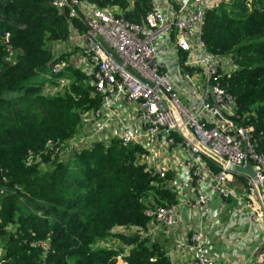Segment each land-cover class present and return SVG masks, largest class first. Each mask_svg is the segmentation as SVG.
<instances>
[{
    "label": "built area",
    "instance_id": "2783aa9c",
    "mask_svg": "<svg viewBox=\"0 0 264 264\" xmlns=\"http://www.w3.org/2000/svg\"><path fill=\"white\" fill-rule=\"evenodd\" d=\"M134 1L128 0L127 11ZM229 2L150 0L138 22L126 20L116 6L50 2L67 33L63 38L54 27L47 34L43 49L48 59L40 76L56 84L73 72L88 77L98 106L81 113L74 137L48 141L44 152L28 155L26 164L40 167L43 153L50 163L66 164L80 151L114 141L139 147L137 164L161 179L175 199L147 207L149 225L136 229L151 241L160 237L169 242L164 252L169 264H236L212 252L208 238L217 217L234 202L250 222L264 218V154L254 136L255 114L241 112L224 85L237 71L232 55L214 54L203 41L208 12ZM2 41L9 56L10 32L2 33ZM247 160L254 178L232 170L245 167ZM30 246L40 250L42 259L51 252L49 238ZM4 253L0 241V264ZM247 264H264V242Z\"/></svg>",
    "mask_w": 264,
    "mask_h": 264
},
{
    "label": "trees",
    "instance_id": "16d2710c",
    "mask_svg": "<svg viewBox=\"0 0 264 264\" xmlns=\"http://www.w3.org/2000/svg\"><path fill=\"white\" fill-rule=\"evenodd\" d=\"M87 1L99 7H119L130 22H138L150 9V0H135L128 11V0ZM50 2H0L4 19L0 21L2 264H169L157 243L134 235L115 236L133 245L128 256L91 249L115 227L146 229L150 222L144 215L147 207L174 203L175 195L160 185L162 180L137 164L139 147L119 141L96 144L74 154L73 169L69 164L50 163L44 153L42 162L50 170L41 172L38 165L26 164L28 155L44 152L48 141L74 137L81 113L98 106L88 77L78 72L72 73L71 91L63 96L47 97L40 84H28L45 72L47 34L56 27L66 36L65 21ZM5 31L10 32L9 56L2 41ZM203 41L214 54L232 55L237 71L224 85L241 112H254V136L258 151L264 154V0H251L250 10L241 0L230 10L209 11ZM9 226L12 232L7 231ZM46 238L51 241V252L42 259L30 242Z\"/></svg>",
    "mask_w": 264,
    "mask_h": 264
},
{
    "label": "crops",
    "instance_id": "0c3cea01",
    "mask_svg": "<svg viewBox=\"0 0 264 264\" xmlns=\"http://www.w3.org/2000/svg\"><path fill=\"white\" fill-rule=\"evenodd\" d=\"M216 205L217 201L213 199L210 203L212 217L216 214ZM216 220L208 238L215 257L221 260L230 258L231 260H236V264H247L251 252L261 250L264 242V218L259 223H252L248 220L247 214L237 210L235 203L231 202ZM149 241L157 243L163 254L170 246L168 241L160 237L156 238L155 241ZM120 247L118 246V248Z\"/></svg>",
    "mask_w": 264,
    "mask_h": 264
},
{
    "label": "rangeland",
    "instance_id": "374dc122",
    "mask_svg": "<svg viewBox=\"0 0 264 264\" xmlns=\"http://www.w3.org/2000/svg\"><path fill=\"white\" fill-rule=\"evenodd\" d=\"M241 0H230V2L225 6L226 9L230 10L233 6H235L237 3H239ZM245 5L247 7V10L251 9V2L250 0H245ZM67 33V31H66ZM65 43L64 41L61 42V44ZM67 75L68 80H64V83H60L58 82L57 84L55 83V81H49L47 79H44L43 77H34L32 79H30V81L28 82L29 85H36V84H40L41 86V92L43 95L47 96V97H55V96H63L66 93H68V91H71V83L73 82V78H72V73L71 74H65L64 76ZM87 86V83H84V87ZM74 161H69L66 164H69V168L73 169L74 168ZM51 169V166L49 164H46L44 162H42V165L39 167V170L41 172H46L48 170ZM20 200L23 202V197H20ZM117 234H122L124 236H126V238H130L133 235L134 236H139L140 239L144 238L142 237L143 234L140 233V231L138 229H136V227H132V226H125V227H115L110 234L102 239H98L95 241V243L92 245V249L94 250H103V249H108V250H113L116 251L117 253L121 254V255H129L130 250L133 248V245H125L124 242H122L121 240H118L115 236ZM110 243V245H108V243ZM118 246H121L120 248H118ZM223 262V261H222Z\"/></svg>",
    "mask_w": 264,
    "mask_h": 264
},
{
    "label": "water",
    "instance_id": "95a60500",
    "mask_svg": "<svg viewBox=\"0 0 264 264\" xmlns=\"http://www.w3.org/2000/svg\"><path fill=\"white\" fill-rule=\"evenodd\" d=\"M109 54L112 56V58L118 63L120 64V61L118 60V58L112 54L111 52H109ZM232 170L236 173H240V174H243V175H247L249 176L250 178H254V173L251 169V166H250V162L247 160L246 161V164H245V167L241 168V167H232Z\"/></svg>",
    "mask_w": 264,
    "mask_h": 264
}]
</instances>
